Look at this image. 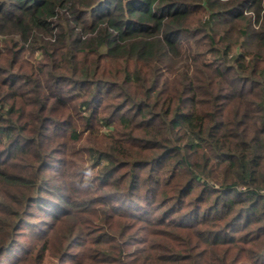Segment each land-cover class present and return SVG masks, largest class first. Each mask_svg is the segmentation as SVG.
<instances>
[{"label": "trees", "instance_id": "obj_1", "mask_svg": "<svg viewBox=\"0 0 264 264\" xmlns=\"http://www.w3.org/2000/svg\"><path fill=\"white\" fill-rule=\"evenodd\" d=\"M264 264V0H0V264Z\"/></svg>", "mask_w": 264, "mask_h": 264}, {"label": "rangeland", "instance_id": "obj_2", "mask_svg": "<svg viewBox=\"0 0 264 264\" xmlns=\"http://www.w3.org/2000/svg\"><path fill=\"white\" fill-rule=\"evenodd\" d=\"M53 260L50 257H47V259L45 260V264H52Z\"/></svg>", "mask_w": 264, "mask_h": 264}]
</instances>
